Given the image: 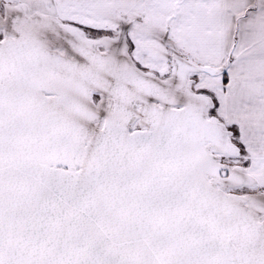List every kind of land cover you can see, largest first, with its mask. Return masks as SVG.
<instances>
[{"label": "snow or ice", "instance_id": "obj_1", "mask_svg": "<svg viewBox=\"0 0 264 264\" xmlns=\"http://www.w3.org/2000/svg\"><path fill=\"white\" fill-rule=\"evenodd\" d=\"M0 264H264V0H0Z\"/></svg>", "mask_w": 264, "mask_h": 264}]
</instances>
